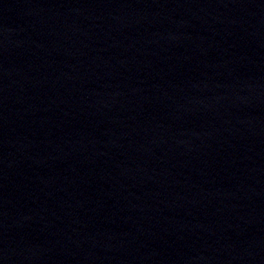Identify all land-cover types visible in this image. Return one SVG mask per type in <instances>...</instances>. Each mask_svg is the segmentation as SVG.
I'll return each mask as SVG.
<instances>
[{"label":"water","instance_id":"water-1","mask_svg":"<svg viewBox=\"0 0 264 264\" xmlns=\"http://www.w3.org/2000/svg\"><path fill=\"white\" fill-rule=\"evenodd\" d=\"M0 264H264V50L0 0Z\"/></svg>","mask_w":264,"mask_h":264}]
</instances>
